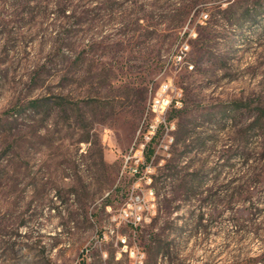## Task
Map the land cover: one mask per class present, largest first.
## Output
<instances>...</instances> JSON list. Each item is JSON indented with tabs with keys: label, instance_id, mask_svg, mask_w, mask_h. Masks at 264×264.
<instances>
[{
	"label": "rangeland",
	"instance_id": "1",
	"mask_svg": "<svg viewBox=\"0 0 264 264\" xmlns=\"http://www.w3.org/2000/svg\"><path fill=\"white\" fill-rule=\"evenodd\" d=\"M82 259L264 264V0H0V264Z\"/></svg>",
	"mask_w": 264,
	"mask_h": 264
},
{
	"label": "built area",
	"instance_id": "2",
	"mask_svg": "<svg viewBox=\"0 0 264 264\" xmlns=\"http://www.w3.org/2000/svg\"><path fill=\"white\" fill-rule=\"evenodd\" d=\"M174 57L178 60H182L183 55L181 52H177ZM182 105L183 90L181 87L173 86L170 81H167L162 82L156 88L148 107V112L153 114V118L147 123L145 130L142 132L144 141L139 144V148L137 149L138 153H144L146 145L152 141L160 129H165L167 135L169 136L170 131L175 129V124L171 121H167V114L170 109L181 108ZM170 140H173V136L171 135ZM134 171L139 173V168H134ZM150 192L153 194V189H151ZM136 198H139V196ZM142 212V205L134 207L131 203H128L127 206H124L121 209L120 216L122 219L138 225L145 220Z\"/></svg>",
	"mask_w": 264,
	"mask_h": 264
},
{
	"label": "trees",
	"instance_id": "3",
	"mask_svg": "<svg viewBox=\"0 0 264 264\" xmlns=\"http://www.w3.org/2000/svg\"><path fill=\"white\" fill-rule=\"evenodd\" d=\"M64 100H62V102H64ZM49 101H47L46 99L43 98H35V99H31L27 105H20V106H15L12 109H10L8 112L12 111L11 113L13 114H18V113H22L26 108L27 109H42V108H49L50 107ZM160 131V130H159ZM157 132L156 135L154 136V138L152 139V141H150L144 150V156H145V162L144 165L149 163L152 159V156L154 155L155 150L153 149V141L157 138V136L159 135L160 132ZM141 171L139 170V173ZM80 264H88L87 261L85 259H82Z\"/></svg>",
	"mask_w": 264,
	"mask_h": 264
}]
</instances>
